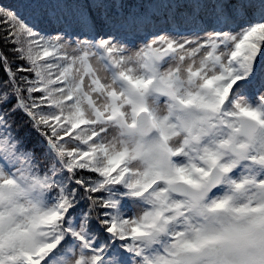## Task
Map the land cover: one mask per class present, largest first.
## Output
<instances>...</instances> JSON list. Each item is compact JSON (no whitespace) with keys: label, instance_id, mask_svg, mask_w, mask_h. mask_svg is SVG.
Listing matches in <instances>:
<instances>
[{"label":"snow or ice","instance_id":"obj_1","mask_svg":"<svg viewBox=\"0 0 264 264\" xmlns=\"http://www.w3.org/2000/svg\"><path fill=\"white\" fill-rule=\"evenodd\" d=\"M0 41V264H264V0H16Z\"/></svg>","mask_w":264,"mask_h":264},{"label":"trees","instance_id":"obj_2","mask_svg":"<svg viewBox=\"0 0 264 264\" xmlns=\"http://www.w3.org/2000/svg\"><path fill=\"white\" fill-rule=\"evenodd\" d=\"M15 3H16V0H0V5L6 6V7H14ZM9 47H11V46L10 45L5 46L3 41H0V51L5 52L11 58L12 53L8 51ZM0 74H2V73H0ZM29 131L30 130H29L28 126L24 125L22 128H20L19 134L24 135L26 132H29ZM36 138H37L36 133H31L32 142H34ZM29 147H31V143H29Z\"/></svg>","mask_w":264,"mask_h":264}]
</instances>
